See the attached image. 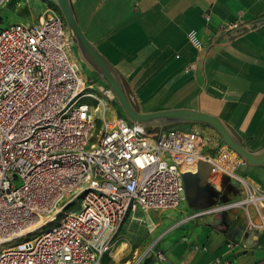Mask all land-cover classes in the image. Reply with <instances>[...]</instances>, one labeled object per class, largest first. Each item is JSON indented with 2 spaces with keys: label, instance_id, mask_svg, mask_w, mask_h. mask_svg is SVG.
Instances as JSON below:
<instances>
[{
  "label": "built area",
  "instance_id": "built-area-1",
  "mask_svg": "<svg viewBox=\"0 0 264 264\" xmlns=\"http://www.w3.org/2000/svg\"><path fill=\"white\" fill-rule=\"evenodd\" d=\"M241 24L235 18L221 33ZM188 38L207 47L196 28ZM74 45L64 15L52 8L37 21L0 28V264H103L131 211L186 198V172L228 176L240 195L192 217L264 202V189L238 173L244 160L226 143L210 154L198 129L152 131L109 115L116 95L106 82L88 80ZM154 253L166 263L162 250Z\"/></svg>",
  "mask_w": 264,
  "mask_h": 264
},
{
  "label": "crops",
  "instance_id": "crops-1",
  "mask_svg": "<svg viewBox=\"0 0 264 264\" xmlns=\"http://www.w3.org/2000/svg\"><path fill=\"white\" fill-rule=\"evenodd\" d=\"M72 2L88 38L119 70L138 108H199L219 115L247 148L264 147V0ZM48 8L36 20L19 15L11 22L37 21ZM235 18L241 19L240 28L221 33ZM193 28L202 34L205 49L190 42ZM190 63L194 66L186 70ZM193 123L205 138L204 152L214 154L225 144L212 126ZM237 171L264 189V164L244 161ZM198 186L208 200L189 197L191 213L160 235L155 232L164 223L161 215L166 209L147 214L156 236L151 245L157 241V250L167 256L165 264H214L218 256H230V264H264V202L228 208L213 213V218L192 217L240 196L229 177L221 174L199 178Z\"/></svg>",
  "mask_w": 264,
  "mask_h": 264
},
{
  "label": "water",
  "instance_id": "water-1",
  "mask_svg": "<svg viewBox=\"0 0 264 264\" xmlns=\"http://www.w3.org/2000/svg\"><path fill=\"white\" fill-rule=\"evenodd\" d=\"M56 2L65 17L67 26L77 40L81 55L112 88L127 118L140 125L161 129L182 122L207 124L217 130L225 143L236 151L245 162L253 165L264 164V147L258 150L247 148L229 124L217 114L194 107H173L152 111H143L138 108L134 104L119 70L88 38L77 18L72 0H56ZM207 172L208 169L200 170L198 173L186 172L184 174L188 197L194 198L195 194L200 192L198 179H204ZM208 216L213 218L215 215L212 213ZM215 219L220 221L218 218Z\"/></svg>",
  "mask_w": 264,
  "mask_h": 264
},
{
  "label": "rangeland",
  "instance_id": "rangeland-1",
  "mask_svg": "<svg viewBox=\"0 0 264 264\" xmlns=\"http://www.w3.org/2000/svg\"><path fill=\"white\" fill-rule=\"evenodd\" d=\"M24 2L25 3H22L21 5L18 4V0H2L0 2V28L6 23L14 20V18H17L19 15L28 17L29 20H36L41 11L47 7L62 13L56 0H24ZM73 49L79 56L83 74L88 78V80L90 82L92 81L96 83L105 82L101 75L88 62H86V60L81 55L76 38ZM113 104L114 109L109 112V115H113L114 111H117V113L120 115H125L116 96ZM168 126L190 131L196 130L194 127L198 125L193 122H182ZM144 128L147 129V126ZM97 130L98 128L94 130L91 142L96 140L95 134ZM152 131H156V129L153 127ZM216 132L219 134L218 131ZM219 136L223 140L220 134ZM203 138L202 142L205 140V138ZM209 142L210 140L208 139L207 146L209 145ZM79 205L80 201H77L75 204L70 205L68 209L72 207H79ZM192 210V201L188 196H186V198H184L178 206L166 208V210L161 215L164 223L155 232V234L160 235L175 222L184 219L191 213ZM157 211L158 209H136L134 213L132 212L129 214L126 220L119 227L118 231L115 233L111 248L103 258V264H135L136 262H138V264H154L156 262L160 263L156 259L155 253L152 250L154 248L155 250L158 249L156 246L157 241L153 246L151 245L156 239V236L153 235L151 231L152 227L154 226V221L147 215L150 213L152 216H154V213ZM60 217L61 215L59 216V219ZM58 221L53 224L58 223Z\"/></svg>",
  "mask_w": 264,
  "mask_h": 264
},
{
  "label": "trees",
  "instance_id": "trees-1",
  "mask_svg": "<svg viewBox=\"0 0 264 264\" xmlns=\"http://www.w3.org/2000/svg\"><path fill=\"white\" fill-rule=\"evenodd\" d=\"M169 127H171V126H166V127H164V128H169ZM156 130H160L161 128H159V127H156L155 128ZM147 130H152V127L151 126H147ZM198 198H200V202L201 203H204L205 201H206V199L208 200V195H207V193L206 192H199L196 196H194V198L193 199H198ZM204 202H203V201ZM196 201V200H195Z\"/></svg>",
  "mask_w": 264,
  "mask_h": 264
}]
</instances>
